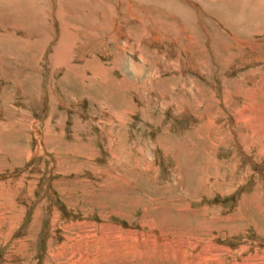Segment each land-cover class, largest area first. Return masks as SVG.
I'll use <instances>...</instances> for the list:
<instances>
[{
	"label": "rangeland",
	"instance_id": "obj_1",
	"mask_svg": "<svg viewBox=\"0 0 264 264\" xmlns=\"http://www.w3.org/2000/svg\"><path fill=\"white\" fill-rule=\"evenodd\" d=\"M0 55V264H264V0H0Z\"/></svg>",
	"mask_w": 264,
	"mask_h": 264
},
{
	"label": "bare ground",
	"instance_id": "obj_2",
	"mask_svg": "<svg viewBox=\"0 0 264 264\" xmlns=\"http://www.w3.org/2000/svg\"><path fill=\"white\" fill-rule=\"evenodd\" d=\"M15 2V1H14ZM20 4V3H19ZM129 5V4H128ZM131 5V4H130ZM14 6V5H13ZM23 7V6H22ZM50 7V6H49ZM130 8V7H129ZM128 9V8H127ZM128 12H129V16H131V17H134V18H136L135 17V15H134V13L131 11V9L129 10H127ZM5 17V16H4ZM118 25H117V23H114V25H113V28L114 27H117ZM115 29V28H114ZM117 29V28H116ZM115 29V30H116ZM118 30V29H117ZM117 34V33H116ZM115 33H113V36H115L116 35ZM116 37V36H115ZM186 37V36H185ZM189 38V37H188ZM186 39V38H185ZM191 39V38H190ZM186 42V41H185ZM189 42V41H188ZM186 47V46H185ZM188 48V47H187ZM53 57V56H52ZM0 58H1V55H0ZM193 238V237H192ZM168 241V240H167ZM168 242H170V241H168ZM175 242V241H174ZM174 244V243H173ZM182 245V244H181ZM178 246H179V244H178ZM176 248V247H175ZM179 248V247H178ZM173 249H174V246H173ZM179 250V249H178ZM153 251V250H152ZM143 254V253H142ZM160 257V256H159ZM92 264V263H91Z\"/></svg>",
	"mask_w": 264,
	"mask_h": 264
}]
</instances>
